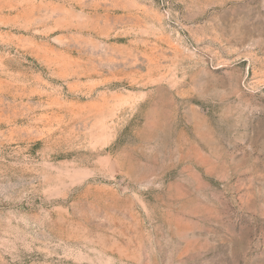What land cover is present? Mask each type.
Here are the masks:
<instances>
[{
	"label": "rangeland",
	"instance_id": "obj_1",
	"mask_svg": "<svg viewBox=\"0 0 264 264\" xmlns=\"http://www.w3.org/2000/svg\"><path fill=\"white\" fill-rule=\"evenodd\" d=\"M0 264H264V0H0Z\"/></svg>",
	"mask_w": 264,
	"mask_h": 264
}]
</instances>
